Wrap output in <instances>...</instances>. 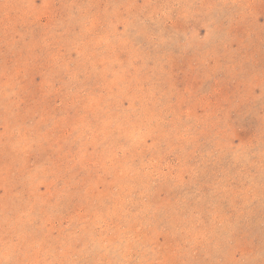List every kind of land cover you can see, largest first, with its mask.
<instances>
[{"label":"rangeland","instance_id":"374dc122","mask_svg":"<svg viewBox=\"0 0 264 264\" xmlns=\"http://www.w3.org/2000/svg\"><path fill=\"white\" fill-rule=\"evenodd\" d=\"M0 264H264V0H0Z\"/></svg>","mask_w":264,"mask_h":264}]
</instances>
